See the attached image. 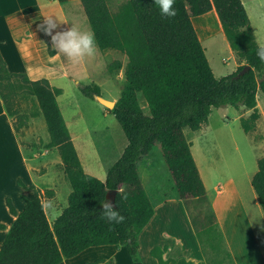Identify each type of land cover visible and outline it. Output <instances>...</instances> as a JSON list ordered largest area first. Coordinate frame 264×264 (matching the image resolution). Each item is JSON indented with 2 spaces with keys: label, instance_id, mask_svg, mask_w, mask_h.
<instances>
[{
  "label": "trees",
  "instance_id": "16d2710c",
  "mask_svg": "<svg viewBox=\"0 0 264 264\" xmlns=\"http://www.w3.org/2000/svg\"><path fill=\"white\" fill-rule=\"evenodd\" d=\"M113 1L81 0L97 46L102 51L119 50L128 57L125 66L121 60L110 66L112 71L124 69L125 84L110 111L129 142L109 168L106 180L87 172L82 164L58 101L63 89L47 77L32 79L26 72L11 71L0 49V94L16 131L27 127L30 117L43 113L50 134L48 146L58 149L72 187L68 205L54 222L41 195H22L25 207L21 211L7 197L15 219L10 227L0 223V230L8 228L0 264H60L89 247L120 244L128 245L138 259L139 235L155 214L139 163L157 145L179 198L186 203L208 264H235L216 214L210 219L205 215L211 205L208 190L186 128L198 130L215 107L231 104L252 110L241 117V123L247 133L257 129L261 117L257 94L264 92V61L256 56L260 43L246 5L243 0H175L177 15L169 19L160 15L154 0H121L115 9ZM213 9L239 61L235 71L221 77L215 74L193 21L194 16ZM80 89L92 97L102 94L101 85L94 81ZM28 96L35 97L38 104L30 113L20 104V98ZM142 100L147 102L148 112ZM22 185L26 184L22 181ZM252 185L264 211V155L258 158ZM121 188L123 192L117 191ZM105 198L125 217L123 223L110 224L103 218L99 208ZM166 249H152L160 264L170 262L164 258ZM100 263L112 264L113 260L98 258L86 264Z\"/></svg>",
  "mask_w": 264,
  "mask_h": 264
},
{
  "label": "crops",
  "instance_id": "0c3cea01",
  "mask_svg": "<svg viewBox=\"0 0 264 264\" xmlns=\"http://www.w3.org/2000/svg\"><path fill=\"white\" fill-rule=\"evenodd\" d=\"M80 1L81 0H0V49L10 70L13 72H26L32 79L47 77L52 85L58 86L54 83V73L53 75H49L46 72L39 76L36 74L35 69H32L30 66L35 60L41 61L43 59H49L51 67H53V58L59 54L56 51L54 55L51 54L49 43L47 42V39L50 40V37L38 29V25L43 21L40 16L53 17V15L56 14V19L60 25V28L57 30H60L63 28L60 24L63 23L62 17L66 15L65 6H68L67 8L76 14L75 12L79 11V8L77 7L75 11L72 3L77 2L81 5ZM243 1L251 17L257 39L260 44H264V0ZM213 10L216 11V9ZM216 12L211 10L203 14L202 17L206 18L212 13H215V17L220 23V31L223 33L222 23ZM38 16L40 19L37 18ZM198 30L200 31V29ZM230 51L235 57V65L230 72L232 73L237 69L239 61L231 46ZM55 73L57 74V72ZM60 96L61 94L58 96L60 107L70 128L83 164L80 146L78 147L76 142V138L80 136L77 127L78 123L75 121L76 115H70V109H68V115H66V109L64 110L60 102ZM257 98L258 108L261 113L257 129L259 133H262V131L264 133V92L260 90L257 94ZM114 100H117V98H114ZM65 106V108L68 107L67 104H65ZM242 110H244V106H242ZM251 111L252 110L242 111L240 116H248ZM41 116L44 115L39 114L37 117H30L28 126L24 127L20 132L16 131L14 119L8 113L4 100L0 94V223H5L8 227L13 223L15 216L10 212L7 205V197H12L17 209L21 211L25 207L22 195H26L29 198H33L37 195L34 188L40 186L37 177L41 175L37 174V165L42 163L48 165V158L45 157L49 156V150L51 149V147L48 146L50 138H47L45 135L47 126ZM191 140L193 154L209 193L211 186H215V189L218 187L214 179V171L210 167L211 165H208L209 161L204 156L202 144L196 143L194 138ZM254 143L258 150L264 149V136L261 135L260 139ZM127 145L128 142H125L123 151ZM81 147L85 149L83 144H81ZM262 155H264V152L258 155V158ZM148 166L147 179H157L159 176L158 172H151L150 164ZM245 168L246 166L243 165V169ZM255 170L257 171L258 169L255 168ZM256 171H254V173H248L246 171L249 179L247 199L246 195L241 194L244 188L232 177L228 178L227 183L229 186L219 190L212 199L209 197L210 204H212L215 210L225 243L232 253L235 264H264V211L252 185V178ZM142 176L143 175H141V178L144 183V177ZM22 181L26 184L25 186L22 185ZM31 186H34V188H31ZM231 188L237 191L241 200L236 202L235 200L223 202L219 210L217 200ZM150 197L155 205V214L139 235L138 259L127 256L124 264H160L159 260L152 254V249L156 246L167 247L164 252V258L170 260L168 264H208L207 256L190 218L186 203L179 198L178 192L176 195H172V197L165 194L160 196V199L157 200H154L151 195ZM231 207L233 210L235 208L238 209V213L230 217L226 212L230 210ZM7 231L8 228L0 230V249ZM90 248L91 247L88 248L89 250L86 249L89 252L83 259V264L98 258H103L106 261L113 260L112 264H120L119 259L116 260L115 258V251H107L104 248L90 250ZM86 250L79 255L83 254ZM79 255L65 258L60 264H66L68 261H72L68 264H76L74 259Z\"/></svg>",
  "mask_w": 264,
  "mask_h": 264
},
{
  "label": "rangeland",
  "instance_id": "374dc122",
  "mask_svg": "<svg viewBox=\"0 0 264 264\" xmlns=\"http://www.w3.org/2000/svg\"><path fill=\"white\" fill-rule=\"evenodd\" d=\"M120 1H113V9L117 7ZM79 4L77 2L72 3L75 11L77 7L79 8V11L75 12L76 14L67 8L68 6H65L66 15L62 17L63 23L60 24L63 28L74 25L81 30L91 31L83 5L82 3L81 5ZM212 11L216 12L215 10ZM55 15L53 17L57 18ZM40 17L44 19L45 16L42 15ZM40 17L38 16L37 18L40 19ZM206 18L216 22V36L207 38L203 37V34L200 35L198 23H201ZM206 18L202 17V15L195 16L193 21L215 74L221 77L232 71L235 65V57L230 51L226 35L220 31V23L216 19L215 13ZM47 42L49 43L50 50H53L50 40L47 39ZM116 60H121L123 65H125L127 55L116 49L102 51L97 46L93 56L85 57L79 61L69 60L59 53L53 58L52 66L54 68L51 67L49 59L35 60L30 64L31 68L35 69L36 74L39 76L46 72L49 75H53L54 73V83L64 89L63 94L60 96V102L64 110L66 109V115H68V109L71 111L70 115H76L75 121L78 123L77 127L80 133V136L76 138V142L78 147L80 146L84 168L87 172L96 175L102 180H106L109 168L122 155L124 143L129 141L121 123L115 114L110 111V108L101 103L96 97L85 95L80 87L83 84L94 81L101 85L103 97L110 100H114V98L118 99L125 84V75H123L124 69L110 70L111 64ZM141 103L148 112L147 103L145 101ZM20 104L21 109L28 113L38 109L35 97H21ZM65 104L68 105L67 108H65ZM242 111H246V109L242 110V106L238 107L231 104L215 107L209 121L202 124L198 130L192 131L186 128L188 136L191 139L194 138L196 143L202 144L204 156L209 161L208 165H211L210 167L214 171V179L218 187L216 189L215 186L210 187L208 193L210 199L219 190L229 186L227 181L230 177L234 178L244 188L241 194L246 195V199L248 198L247 187L249 179L246 171L254 173L256 171L255 168L258 169V155L264 152V149L258 150L254 142H257L261 135L264 136V133L263 131V134L259 133L258 129L247 133L241 123L242 116L240 114ZM40 114L43 115V113ZM41 118L46 123L45 117L41 116ZM45 132L46 137L50 138L47 127ZM80 143L85 146V149L81 147ZM45 158H48V165H44L43 163L37 165V174H41L40 177H37L40 186L34 189L36 194L41 195L50 221L54 222L56 217L61 214L63 208L68 205V196L72 187L65 174L58 149L51 147L49 156ZM149 164L151 172H158L159 176L157 179H147ZM243 165L246 166L245 169H243ZM139 169L141 175H143L142 177H144L143 180L148 192L154 200L160 199V196L165 194L172 197V195H176L178 192L160 146H155L151 153L144 157L140 162ZM49 190H52L54 193H48ZM234 200L236 202L241 199L237 191L231 188L217 200L218 209H221L223 202ZM237 210L236 208L233 210L231 207L226 213L231 217L233 214L238 213ZM204 211L207 219H210L211 214L215 213L212 204ZM96 248H104L111 252L115 251V258L116 260L119 259L120 264H124L127 256L134 258L126 244L91 247L90 250ZM206 249L210 251L211 248L207 246ZM88 250L76 257L74 262L76 264H83L82 261L86 257V254H88ZM71 262L68 261V263Z\"/></svg>",
  "mask_w": 264,
  "mask_h": 264
},
{
  "label": "clouds",
  "instance_id": "9594fccd",
  "mask_svg": "<svg viewBox=\"0 0 264 264\" xmlns=\"http://www.w3.org/2000/svg\"><path fill=\"white\" fill-rule=\"evenodd\" d=\"M154 3L163 18L176 17L175 0H154ZM58 28H60L58 20L52 16H45L42 23L38 25V29L50 37L51 47L54 51L72 61H79L95 54L97 42L94 32L81 30L74 25L60 30H57ZM256 56L260 61H264V44L258 45ZM117 191L123 192V189ZM124 198H127L126 194ZM99 210L103 218L110 224L123 223L125 220L111 199L105 198L100 203Z\"/></svg>",
  "mask_w": 264,
  "mask_h": 264
},
{
  "label": "bare ground",
  "instance_id": "6f19581e",
  "mask_svg": "<svg viewBox=\"0 0 264 264\" xmlns=\"http://www.w3.org/2000/svg\"><path fill=\"white\" fill-rule=\"evenodd\" d=\"M198 27L200 29L201 35L203 34V37L210 38L211 36H216V22L206 18L201 23H198Z\"/></svg>",
  "mask_w": 264,
  "mask_h": 264
},
{
  "label": "water",
  "instance_id": "95a60500",
  "mask_svg": "<svg viewBox=\"0 0 264 264\" xmlns=\"http://www.w3.org/2000/svg\"><path fill=\"white\" fill-rule=\"evenodd\" d=\"M250 66H246V68H244L240 73H243L246 69H248ZM95 97L101 102L103 103L105 106H107L108 108L112 109L115 104H116V100H110L107 99L105 97L102 96V94L99 95H95ZM111 192H113L114 194L116 193V190H111Z\"/></svg>",
  "mask_w": 264,
  "mask_h": 264
}]
</instances>
